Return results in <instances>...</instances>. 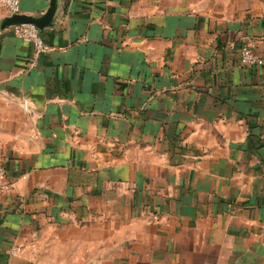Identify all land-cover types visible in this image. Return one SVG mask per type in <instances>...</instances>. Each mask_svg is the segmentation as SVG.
<instances>
[{
  "label": "crops",
  "instance_id": "1",
  "mask_svg": "<svg viewBox=\"0 0 264 264\" xmlns=\"http://www.w3.org/2000/svg\"><path fill=\"white\" fill-rule=\"evenodd\" d=\"M39 30L33 63L0 29V264H264V0H59Z\"/></svg>",
  "mask_w": 264,
  "mask_h": 264
},
{
  "label": "built area",
  "instance_id": "2",
  "mask_svg": "<svg viewBox=\"0 0 264 264\" xmlns=\"http://www.w3.org/2000/svg\"><path fill=\"white\" fill-rule=\"evenodd\" d=\"M0 7L5 8L8 15L18 13L21 10V0H0ZM15 32L24 40L29 41L34 46L33 63L36 62L37 57L41 53L52 51L55 47L45 41L40 33L37 25L31 22H21L11 25ZM10 26V27H11ZM264 35V31H263ZM241 61L249 65H262L264 64V56L258 53L255 49V43L252 39L248 38L241 48ZM23 105L29 108L28 102L23 101ZM13 188V182L8 176L7 168L4 163L0 162V193H7ZM13 253H18L23 250L21 245L12 247Z\"/></svg>",
  "mask_w": 264,
  "mask_h": 264
},
{
  "label": "water",
  "instance_id": "3",
  "mask_svg": "<svg viewBox=\"0 0 264 264\" xmlns=\"http://www.w3.org/2000/svg\"><path fill=\"white\" fill-rule=\"evenodd\" d=\"M59 0H51L49 8L41 15L34 16L23 12H18L6 15L0 19V29H5L11 25L21 22H31L43 29L45 26L50 25L54 19L57 11Z\"/></svg>",
  "mask_w": 264,
  "mask_h": 264
}]
</instances>
